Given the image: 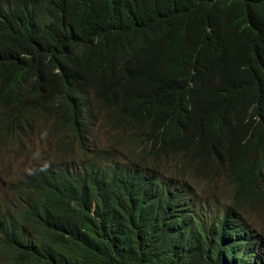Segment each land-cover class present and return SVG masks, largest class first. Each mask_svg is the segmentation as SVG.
Listing matches in <instances>:
<instances>
[{
	"label": "trees",
	"instance_id": "16d2710c",
	"mask_svg": "<svg viewBox=\"0 0 264 264\" xmlns=\"http://www.w3.org/2000/svg\"><path fill=\"white\" fill-rule=\"evenodd\" d=\"M45 128L85 161L12 187L0 264H264V0H0V145Z\"/></svg>",
	"mask_w": 264,
	"mask_h": 264
},
{
	"label": "rangeland",
	"instance_id": "374dc122",
	"mask_svg": "<svg viewBox=\"0 0 264 264\" xmlns=\"http://www.w3.org/2000/svg\"><path fill=\"white\" fill-rule=\"evenodd\" d=\"M47 130L48 128L35 131V136L29 138L30 147L17 143H9L7 146L0 145V207L2 206L3 209L6 206L14 209L18 205L17 197L12 193V187L23 182L39 167L60 168L68 165L77 167L85 161L84 152L73 149L72 145L65 146L62 139L49 136ZM108 131V128L98 126L97 145L92 149L94 152L105 149L111 153L112 157L123 158V154L126 155L128 150L125 147H122V150L117 149L111 143L112 137L107 135ZM219 196L221 197L220 203L225 205L224 201L230 197V193L226 191ZM251 214L257 224L264 225V218L257 212Z\"/></svg>",
	"mask_w": 264,
	"mask_h": 264
},
{
	"label": "clouds",
	"instance_id": "9594fccd",
	"mask_svg": "<svg viewBox=\"0 0 264 264\" xmlns=\"http://www.w3.org/2000/svg\"><path fill=\"white\" fill-rule=\"evenodd\" d=\"M100 151H102V150H100ZM223 192H226V190H223V188H219L218 191H216V194L219 196ZM227 192L230 193V191H227ZM219 200H221V197L219 198Z\"/></svg>",
	"mask_w": 264,
	"mask_h": 264
}]
</instances>
